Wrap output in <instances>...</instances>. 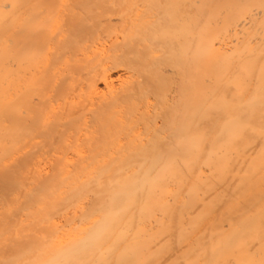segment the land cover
Masks as SVG:
<instances>
[{
  "label": "bare ground",
  "instance_id": "6f19581e",
  "mask_svg": "<svg viewBox=\"0 0 264 264\" xmlns=\"http://www.w3.org/2000/svg\"><path fill=\"white\" fill-rule=\"evenodd\" d=\"M0 264H264V0H0Z\"/></svg>",
  "mask_w": 264,
  "mask_h": 264
}]
</instances>
